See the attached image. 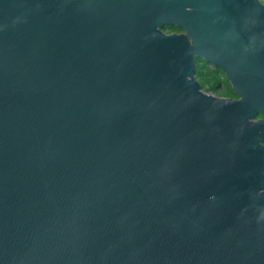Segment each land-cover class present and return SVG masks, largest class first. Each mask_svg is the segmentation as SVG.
Returning <instances> with one entry per match:
<instances>
[{"label":"water","instance_id":"water-1","mask_svg":"<svg viewBox=\"0 0 264 264\" xmlns=\"http://www.w3.org/2000/svg\"><path fill=\"white\" fill-rule=\"evenodd\" d=\"M260 112V0H0V264H264Z\"/></svg>","mask_w":264,"mask_h":264},{"label":"trees","instance_id":"trees-1","mask_svg":"<svg viewBox=\"0 0 264 264\" xmlns=\"http://www.w3.org/2000/svg\"><path fill=\"white\" fill-rule=\"evenodd\" d=\"M262 2L264 1L262 0ZM164 29L167 32L182 31V29L177 26H165ZM195 61H196V75L198 78L202 79L200 83L203 89L212 90L217 95L235 97V93L233 92L232 88L230 86L227 87L224 84L223 82L224 73L220 68L213 67L209 63L200 61V59H195ZM258 117L264 118V113L260 112L258 114Z\"/></svg>","mask_w":264,"mask_h":264},{"label":"rangeland","instance_id":"rangeland-1","mask_svg":"<svg viewBox=\"0 0 264 264\" xmlns=\"http://www.w3.org/2000/svg\"><path fill=\"white\" fill-rule=\"evenodd\" d=\"M260 1H262V0H260ZM264 1V0H263ZM264 3V2H263ZM201 61V60H200ZM199 61V62H200ZM198 78V77H197ZM199 79V81L201 82L202 81V79H200V78H198ZM223 82H224V84L228 87V86H230L229 85V83H228V81L226 80V78L224 77V79H223Z\"/></svg>","mask_w":264,"mask_h":264},{"label":"built area","instance_id":"built-area-1","mask_svg":"<svg viewBox=\"0 0 264 264\" xmlns=\"http://www.w3.org/2000/svg\"><path fill=\"white\" fill-rule=\"evenodd\" d=\"M207 87V86H206ZM205 90V89H204ZM205 91H207L208 93H212V94H216L215 92H213L212 90H205Z\"/></svg>","mask_w":264,"mask_h":264}]
</instances>
